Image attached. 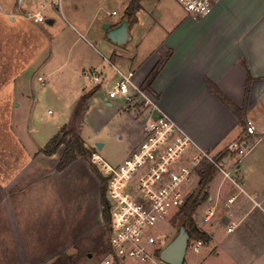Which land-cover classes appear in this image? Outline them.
<instances>
[{
    "label": "rangeland",
    "instance_id": "1",
    "mask_svg": "<svg viewBox=\"0 0 264 264\" xmlns=\"http://www.w3.org/2000/svg\"><path fill=\"white\" fill-rule=\"evenodd\" d=\"M132 1L134 0H129L127 8ZM137 1L140 3V0ZM125 2L126 0H55L54 5H49L46 9L33 6L29 11L32 15L40 11L48 22L63 9L64 17L72 21L73 17L90 18L102 7V15L115 23L120 19L123 22L126 17L130 21L133 19L131 15H127V8L123 10ZM22 3L21 0H0V264H96L107 253L109 240V223L107 225L103 218L104 179L101 169L92 164L89 156L78 161L64 174L56 173L54 169L58 159L50 160L45 166L39 165L38 155L33 157V150L45 148L60 128L68 126L75 129L92 153H98L107 162L117 165L143 141L142 131L136 126L142 119L133 109L117 111L107 108L105 103L109 100L110 80H104L97 86L93 82L92 72L84 77V82L98 88V92L92 101L82 107L83 114L75 116V108L82 111L76 103L80 99H75L76 102L73 100L80 95L79 84L72 82L78 76L72 74L73 67L63 66L61 59L52 60L46 69L41 70L52 50L49 37L44 41L42 36L56 35L49 29L31 32L29 25L34 24V17L28 15V10L26 6L22 8ZM147 3H156L157 7L151 9L152 19L141 25V34L145 31L148 34L147 31L156 21L158 26L165 28L186 14L177 0H148ZM113 11H117L118 16L113 13L114 17H111ZM22 16H26L29 21H25ZM58 20V36H80L65 28L64 23ZM101 21L109 22L107 19ZM43 25L46 26V23ZM101 26L104 27L103 24ZM52 41V46H55L56 40ZM131 44L128 43L124 48L130 50L133 46ZM158 50L161 59L156 66L168 58L165 49ZM126 58L130 62L120 60L117 55L113 64L118 67L123 65L121 70L129 72L133 63L130 57ZM104 66L103 70L109 73V78L113 77L116 73L114 68L105 62ZM133 68H136V64ZM40 77L42 80H39ZM16 81L20 82V87H25L23 92L29 97L26 105L22 106L25 112L19 116V120L16 115L17 105L24 103L26 97L20 94L21 89ZM145 82L142 84L145 85ZM112 102L117 106L118 100ZM89 106L90 109H85ZM22 117L30 120L24 123L20 120ZM127 126L132 130L130 135L127 131H121ZM259 138L257 136L251 140L250 148ZM98 143H102L104 147L100 149ZM256 146L258 147L252 150L247 159L251 162L264 161V138ZM241 157L233 156L224 166L225 169L232 170ZM34 162L38 165L33 166ZM48 172L49 176H45ZM222 177L221 173H214L213 180L207 187L209 198L224 183ZM199 187L195 182L191 188L192 194H197ZM233 192L234 189L228 188L223 197L224 204L229 202L226 200ZM208 199L197 208L194 220L211 237L212 232L216 233L215 238L212 237L214 242L210 243L211 240L206 243L199 255L192 249L188 250L186 261H195L197 264H232L234 261L241 264H264V235L258 236L254 232L257 228L250 227L247 231L237 230L228 235L227 220L224 219L229 210L226 206L218 214L213 209L216 217L212 226L209 225L205 222L209 209ZM261 220L263 222L264 217ZM181 224L182 220L178 219L177 214L170 223L159 224L153 229L158 238L162 239L163 248L177 236ZM263 225L264 223L259 226L261 230H264ZM90 254L92 258L89 257Z\"/></svg>",
    "mask_w": 264,
    "mask_h": 264
},
{
    "label": "crops",
    "instance_id": "2",
    "mask_svg": "<svg viewBox=\"0 0 264 264\" xmlns=\"http://www.w3.org/2000/svg\"><path fill=\"white\" fill-rule=\"evenodd\" d=\"M147 1L140 0L138 10L134 16L132 15L133 19L130 21L131 40L128 43L131 42L133 46L130 50L124 48L128 43L118 46L108 39L107 31L101 25L111 24L112 27H115L122 23V19L111 23L109 18L100 12L102 7L90 18L84 16L78 18L82 21H78L76 17H73L72 21L65 18L63 9L58 12L59 18L54 15L48 22L45 18L43 22L34 19V24L29 25L31 32L49 29L53 30L56 35L42 36L44 41L49 37V45L52 50L41 70L46 69L52 60L57 59L62 60L63 66L73 67L72 74L77 75L78 79L71 80L79 84L78 88L80 89V95L74 97L73 100L76 102L80 99L76 103L82 109L81 111L76 106L78 109H74V115L81 116L84 111L82 107L92 101L98 92V88L96 89L92 84L86 85L84 82V77L89 76V72L100 71L105 72L104 75H109L103 70L104 62L107 63L106 59L113 63V59L118 55L120 60L130 62L129 58H126L130 57L133 63L130 71L136 73V81L142 84L161 59L158 48L165 49L169 54V61L149 90L157 97L164 111L182 126L197 144L209 152H214V155L221 153L230 143L243 139L244 127L239 123L234 113L215 96L209 82L216 84L236 105L243 107L246 97V82L248 72H250L253 81L245 109L246 122L252 121L260 132L261 139L259 138V141L252 146V150H255L258 147L257 143L264 138V0H222L212 15L201 20L194 19L183 8L186 14L170 23L169 27L161 28L156 21L153 27L147 31L148 34L146 31L141 34L139 32L141 25L144 24V21L152 19L151 9L154 6L157 7L156 3L149 4ZM54 2L55 0H23L22 8L26 6L28 15L31 16L32 12L29 10L33 6L47 8L49 5H54ZM128 3L129 0H126L122 5L123 10L127 8ZM156 7L155 10H157ZM155 10L152 11L153 14ZM114 12L118 16L117 11H113L111 17H114L112 16ZM38 13L40 11L35 14ZM139 16L141 17L139 18ZM21 18L29 21L26 16ZM58 19L64 23L65 28H69L80 36H58L59 33L56 30ZM102 19H107L109 22L101 21ZM98 21L101 22L97 25ZM14 22L16 23L17 20ZM44 23L46 26L43 25ZM35 24H39V26ZM53 39L57 42L55 46H52ZM47 47L48 43L46 49ZM134 64H136V68H133ZM114 65L116 64L114 63ZM116 67L121 70L124 66L116 65ZM111 78L116 79V73ZM20 79L19 76L18 80ZM39 80L42 78L40 77ZM15 83L21 89L22 93L20 92V94L22 96L24 94L26 97L24 103L20 102L17 105L18 114L16 115L19 120V116L21 117L25 112L22 106L26 105L29 97L27 98V94L23 92L25 87H20V82L16 81ZM94 89L96 92L92 94ZM85 95L90 96L87 102L82 100ZM116 103L117 106L108 100L105 106L109 109H117V111L130 109L122 100H118ZM85 109H90V106ZM20 120L26 123L30 118L22 117ZM136 126L142 131L144 138L142 121ZM63 128H60L57 134ZM121 131H127L129 135L132 134L130 126L122 128ZM75 134L74 129L72 136ZM252 139L248 140L249 144ZM84 143L89 149V145ZM42 149L43 147H38L33 150V157L36 158L38 155L40 161L38 164L45 166L50 160L58 159L54 172L60 174H64L83 159H78L66 170L59 172L57 165L63 150L60 149L53 156H46L41 152ZM252 150L245 157H241L230 170L240 181L243 191L230 180L222 177L224 183L219 185L218 192L207 201L208 211L215 209L218 214L225 206L229 209L224 218L227 220L228 235L237 230L247 231L249 227L257 228L254 229V232L258 236L264 235V230L259 227L264 223V220L263 222L261 220L264 217V212L257 208L253 202V198H257V201H264V161L251 162L247 159L252 154ZM262 152L264 153V149ZM38 164L34 162L32 165ZM49 174L48 172L44 175L49 176ZM228 188L234 189V194L232 193L230 198L235 197L236 199L232 204L229 202L224 204L223 197ZM230 198L226 201H229ZM96 199L99 201L97 196ZM262 227L264 228V225ZM229 228H234V230L230 233L228 232ZM215 234L212 232L213 238H215ZM213 238L210 243L214 242ZM232 264H241V262L234 261Z\"/></svg>",
    "mask_w": 264,
    "mask_h": 264
},
{
    "label": "built area",
    "instance_id": "3",
    "mask_svg": "<svg viewBox=\"0 0 264 264\" xmlns=\"http://www.w3.org/2000/svg\"><path fill=\"white\" fill-rule=\"evenodd\" d=\"M221 1L177 0L196 20L212 15ZM41 15L40 12L33 17L43 22L44 17ZM106 61L116 71L117 78L92 71L93 82L99 86L104 80H110L109 100H122L130 109L138 112L142 119L144 139L117 165L107 162L98 153L91 154L92 164L103 173L110 216L107 253L96 264H169L160 257L164 249L162 239L158 238L153 229L159 224L170 223L180 212L192 194L193 184H199V170L204 164L212 165L218 173L243 191L240 181L224 166L233 156L248 155L253 148H250L248 140L259 136L260 132L248 120L243 139L230 143L221 153L213 155L197 144L164 111L157 97L136 81L134 71L123 72L109 59ZM227 158L228 163L225 164ZM235 199L230 198L229 203H234ZM253 202L264 212V201L253 198ZM215 215V210H209L205 222L212 225ZM233 230L229 228L228 232ZM205 245L202 240L190 238L187 252L192 249L199 255ZM183 264L197 262L186 261L185 256Z\"/></svg>",
    "mask_w": 264,
    "mask_h": 264
},
{
    "label": "trees",
    "instance_id": "4",
    "mask_svg": "<svg viewBox=\"0 0 264 264\" xmlns=\"http://www.w3.org/2000/svg\"><path fill=\"white\" fill-rule=\"evenodd\" d=\"M139 8V2L137 0L132 1L130 6L127 8V15H134L135 12ZM130 12V13H129ZM169 61V54L168 58L161 61L156 68L152 71V73L147 78L145 82L144 88L150 89L154 82L157 80L159 75L161 74L162 70L166 66ZM253 78L248 72V79L246 82V97H245V104L243 107H239L236 105L216 84L213 82H209L212 92L215 96L221 101V103L230 109L234 115L237 117L238 121L242 124V127H245L246 120V104L250 93V88L252 84ZM92 92V94H94ZM91 94V95H92ZM90 96H84L82 100L87 102ZM83 102V103H84ZM84 105V104H83ZM77 116V115H75ZM74 129L65 126L59 134L54 136L49 143L41 150L43 154L46 156H53L57 154L60 149H62V155L57 165V170L62 172L66 170L69 166H71L75 161L80 158H87L91 156L92 152L85 146L83 139L76 133L75 136H72ZM217 172L216 169L210 164H204L203 167L199 170L200 175V182H199V192L197 194H192L187 201L185 202L184 206L181 208L180 212L178 213V219L182 220L183 223H187L190 238L193 240H202L205 243H209L212 240V237L201 230L195 220L194 215L196 213L197 208L209 198V192L207 187L213 180L214 173ZM106 185L105 182L102 184V203H103V218L105 222L110 223V216L109 211L107 208L106 202ZM181 224V225H182ZM108 249V245L107 248Z\"/></svg>",
    "mask_w": 264,
    "mask_h": 264
},
{
    "label": "water",
    "instance_id": "5",
    "mask_svg": "<svg viewBox=\"0 0 264 264\" xmlns=\"http://www.w3.org/2000/svg\"><path fill=\"white\" fill-rule=\"evenodd\" d=\"M23 2V0H21ZM107 31L108 39L118 46L126 45L131 40L130 18L126 17L118 26L112 27L111 24H105L103 27ZM98 147L101 149L102 144ZM228 163V158L224 160ZM190 232L187 223L180 226L177 236L162 250L161 259L169 264H183L188 244ZM92 258V255H89Z\"/></svg>",
    "mask_w": 264,
    "mask_h": 264
}]
</instances>
